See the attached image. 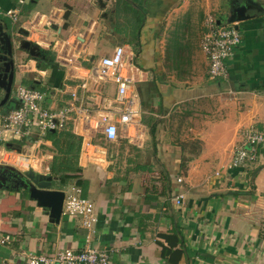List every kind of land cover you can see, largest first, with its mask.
<instances>
[{"label":"crops","instance_id":"0c3cea01","mask_svg":"<svg viewBox=\"0 0 264 264\" xmlns=\"http://www.w3.org/2000/svg\"><path fill=\"white\" fill-rule=\"evenodd\" d=\"M225 3L0 0V37L10 42L16 83L32 82L28 86L45 94L44 107L49 109L65 106L73 91L81 96L86 83L91 91H101L98 104L99 99L114 97L115 86L96 83L89 69L116 46H128L139 75L132 89L140 98L142 125L136 143L120 138L107 144L96 138L88 156H81L79 149L77 174L86 182L84 193L75 180L66 185L56 182L62 188L55 190L68 194L80 190L79 195L93 204L96 222L90 230L65 213L55 222L21 189L2 186L0 238L9 235L11 242L0 244V264H25L29 254L78 251L87 244L110 249L109 264H170L158 242L167 248L168 244L159 236L178 229L184 246H177L183 251L177 264H264L260 244L264 234L251 221L264 213V149L246 170L227 169L241 129L264 130V0L227 4L229 13H241L237 21L241 43L226 61L228 79L210 80L200 48L203 21L210 11L225 8L221 10L225 13ZM244 4L249 7L242 11ZM10 9L20 11L26 36L4 15ZM30 23L33 27H28ZM72 38L85 57L69 68L59 66L50 45ZM22 40L46 52L47 62L36 65L29 54L31 60L26 59V46L18 43ZM22 49L26 52L19 54ZM11 94L0 107V118L16 107ZM2 98L3 94L0 102ZM193 107L199 111L193 122L190 119L196 126L180 137L174 130L175 117ZM186 139L198 140L199 150L188 153ZM27 143L32 147L25 152ZM2 144L7 153L18 156L17 162L9 157L12 163L24 166L25 161L36 174L50 173V162L42 161L35 150L46 147L45 157L52 160L51 142L45 136L0 142V148ZM8 167L23 172L15 164ZM178 196H183L179 205Z\"/></svg>","mask_w":264,"mask_h":264},{"label":"built area","instance_id":"2783aa9c","mask_svg":"<svg viewBox=\"0 0 264 264\" xmlns=\"http://www.w3.org/2000/svg\"><path fill=\"white\" fill-rule=\"evenodd\" d=\"M4 15L9 18L14 27L26 29L20 23L19 10H7ZM53 18V16L49 17L50 20H54ZM203 24L204 33L200 48L208 62V78L227 80L226 61L240 45L242 38L236 28L238 23H218L211 14H207ZM28 27H33V24L30 23ZM18 43L20 44V41ZM50 48L55 52V63L68 68L75 65L84 53L76 38L54 42ZM132 60L133 54L130 47L120 45L89 69L88 75L96 83L115 86L114 97L110 100L99 99L98 104L97 98L101 97V91H91L86 83L81 85V96L73 91L70 93L71 100L65 106L55 109L44 107L43 92L22 83L14 84L12 92L16 107L0 118V142H20L33 134L45 136L48 131L61 132L70 128L81 138V156H88L89 150L94 148L92 140L96 138L103 139L107 144H113L120 138L136 143L139 133L142 134V131L139 132V127L142 125L139 118L140 98L132 89L139 75L133 67ZM239 137V141L232 149L227 169L246 170L257 162L261 150L264 149V130L249 126L241 129ZM216 176L219 177V174L216 173ZM79 194L80 190H75L74 194L65 192L62 213L78 218L82 227L90 230L96 222L94 206ZM182 199L183 196H178L176 204L179 205ZM261 214L259 218H252L251 221L264 234V213ZM10 242L9 235L0 238L2 245ZM260 244L261 248H264V238ZM111 252L110 249L93 248L87 244L78 251L60 249L48 255L29 254L26 256L25 264H109Z\"/></svg>","mask_w":264,"mask_h":264},{"label":"trees","instance_id":"16d2710c","mask_svg":"<svg viewBox=\"0 0 264 264\" xmlns=\"http://www.w3.org/2000/svg\"><path fill=\"white\" fill-rule=\"evenodd\" d=\"M23 85L31 86L33 84L32 82H23ZM45 140L51 142L52 153L54 154L49 166L50 174L58 177L60 180L59 183L62 185H66L69 180H75V184L81 187L84 193L86 190V182L82 181L77 174L80 172L77 165L81 144L80 138L75 136L69 128L61 132L48 131L45 135ZM159 237L168 244L167 248L158 242L162 247V257L167 259L170 264H177L183 254V251L177 248V246H184L182 232L178 229L171 235L162 234Z\"/></svg>","mask_w":264,"mask_h":264},{"label":"water","instance_id":"95a60500","mask_svg":"<svg viewBox=\"0 0 264 264\" xmlns=\"http://www.w3.org/2000/svg\"><path fill=\"white\" fill-rule=\"evenodd\" d=\"M247 7L249 6L244 4L243 7H241V10L244 11ZM239 20H240L239 18L237 19L232 18V19H227L224 22L218 21V23L229 24V23L237 22ZM20 32L24 36L27 35V32L24 30H20ZM7 42L8 45L10 46V55H11V45L8 40ZM23 45L26 46V49L29 46H33V45H28V43L22 41L20 42L19 47L22 48ZM14 76H15L14 68L12 69L10 75L7 76V74L1 70V66H0V95L3 94V98L0 102V107L9 100L12 91V85L15 78ZM16 150L17 152L21 151V147L18 146ZM6 168L10 170L12 173L15 172L20 174L22 177H25L27 180V183H23L21 184L20 187H14L13 189L15 190L21 189L23 192L26 193V195L30 200L36 202L38 207L47 210L48 215L52 220H54L55 222H59V219L62 215L63 201L65 197V192L63 190H55L53 187L54 183L60 182L59 178L52 176L50 173L36 174L32 170H28L26 173L22 174L20 172H17L12 167L6 166ZM14 176H17V174L16 175L14 174ZM1 187L2 186H0V188ZM6 188L8 189V187Z\"/></svg>","mask_w":264,"mask_h":264},{"label":"rangeland","instance_id":"374dc122","mask_svg":"<svg viewBox=\"0 0 264 264\" xmlns=\"http://www.w3.org/2000/svg\"><path fill=\"white\" fill-rule=\"evenodd\" d=\"M226 1V11H225V13H221V10L223 9H225V8H222L220 11L218 10V11H210L209 12V14H211L215 19H217L218 20V17H223V19L224 18H230V19H232V18H234V17H231V16H233V12L232 13H229L228 11V7H227V4H229V2L231 1V0H222V2L224 3ZM230 15V16H229ZM202 17L204 18V16L202 15ZM203 18H202V20H203ZM228 18V19H229ZM227 20V19H226ZM224 22V21H223ZM10 24H11V22H9ZM21 52H26L25 50H19V54H21ZM33 57V56H32ZM26 59H30L31 60V57L27 54V56H26ZM33 60V59H32ZM23 62H24V60H23ZM38 64V61H36V65ZM16 81L17 80H14V82H13V84L15 83V84H17L16 83ZM11 97H12V94H11ZM12 99V98H11ZM15 105H16V103H15ZM194 108V107H193ZM198 108H194V109H190V108H186V110L185 111H183V113L182 114H180L178 117H175V128H174V130H175V132L177 133V135L179 136L180 135V137H183L185 134L184 133H182V131H188V129L190 128V127H193V126H196L195 125V123H194V125L191 123V121H190V119L192 120V122H193V120L195 119V117H197V116H195L194 114H198ZM34 141V140H33ZM13 143H15V142H13ZM25 145H27L26 146V148H25V152L26 151H28V150H31V148L30 147H32L31 145L32 144H25ZM2 147L0 148V164H5V165H8V166H11V165H13V164H15L16 166H17V168L19 169V170H21V171H23V172H26L27 170H29V169H27V167H28V165H29V163H26L25 161H23L24 163H25V165L24 166H22V164H17V163H12L13 161H15V162H17L18 160H15V158H17L18 156H16L15 154V152L14 153H12V154H9V153H7L6 151H5V149L3 148V144L1 145ZM183 146H184V148H186L187 149V151H188V153H195V152H197L198 150H199V141L198 140H190V139H186L185 141H184V143H183ZM36 149V152H38V154L39 155H41L40 157V159H44V161H46V162H51L52 160H48V159H46V157H45V155H46V153L49 151L46 147H43V146H40V147H35ZM9 157H12V158H14L13 159V161L12 162H8V161H6V158H9ZM53 158V157H52ZM43 159H42V161H43ZM185 159H187V157H184V158H182V160L183 161H186ZM231 159V158H230ZM33 161H35V159H33ZM228 165V164H227ZM26 166V167H25ZM31 169V168H30ZM58 183H54L53 184V187H55V188H62V186H60L59 184L57 185ZM60 190V189H59Z\"/></svg>","mask_w":264,"mask_h":264},{"label":"flooded vegetation","instance_id":"af4514ba","mask_svg":"<svg viewBox=\"0 0 264 264\" xmlns=\"http://www.w3.org/2000/svg\"><path fill=\"white\" fill-rule=\"evenodd\" d=\"M240 15L241 13L239 12L237 13L233 12V16L231 17L238 18V16ZM0 39H1L0 41L2 42L0 45V66H1V70L4 73H6L7 76H9L12 69L14 68V62L12 64L13 59L10 55V46L5 41V37L1 36ZM27 54L31 56L33 55V57L36 58V60L40 63H46L47 62L46 59L49 57L46 52L34 48L33 46H29L27 48ZM13 149H17V146H14ZM6 166L7 165L5 164L2 165L0 164V186L14 188V187H20L21 184L23 183H27L25 177H22L20 174L15 172L12 173L10 170L6 168ZM20 173L24 174L26 172H20ZM14 174L15 175L17 174V176H14Z\"/></svg>","mask_w":264,"mask_h":264},{"label":"bare ground","instance_id":"6f19581e","mask_svg":"<svg viewBox=\"0 0 264 264\" xmlns=\"http://www.w3.org/2000/svg\"><path fill=\"white\" fill-rule=\"evenodd\" d=\"M10 159H11V158H7L6 161L11 162Z\"/></svg>","mask_w":264,"mask_h":264}]
</instances>
